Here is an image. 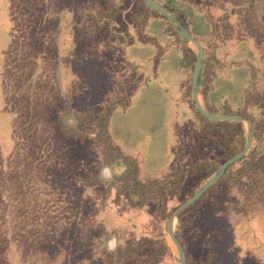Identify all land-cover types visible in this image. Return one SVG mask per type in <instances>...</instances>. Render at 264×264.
I'll return each instance as SVG.
<instances>
[{"label":"trees","instance_id":"16d2710c","mask_svg":"<svg viewBox=\"0 0 264 264\" xmlns=\"http://www.w3.org/2000/svg\"><path fill=\"white\" fill-rule=\"evenodd\" d=\"M156 1L171 10L187 31L189 25L200 22L209 27L205 34L193 35L206 52L197 75L202 100L210 89L211 76L222 65L220 58L225 56L226 43L233 33L235 46L242 41L252 48L251 60H246L249 80L240 104L231 112L252 122L250 146L177 214L174 234L184 252L185 264H256L250 251L237 248L235 219L251 218L258 206H264V0ZM148 9L165 18L142 0H0V72L8 74L29 65L24 71L30 70L31 74L34 67V75L39 72L56 85L49 126L53 141L69 149L56 147L48 154L70 159L79 154L83 159L80 164L53 168L62 171L56 177L61 191L77 194L74 202L84 206L77 215L69 211L74 218L69 212H60L43 223L37 221L34 231H27L28 225L16 218L19 210L6 209L0 201V264H156L168 254L173 255L159 223L198 189L219 163L242 147L244 129L240 121L206 118L188 96L206 143L205 159L191 154L186 159L174 156L167 171L145 174L137 158L126 155L107 133L109 112L127 103L124 92L133 79L124 80L122 72L112 68L114 64L103 60L100 65L105 70L112 69L108 71L110 86L97 104L80 106L73 104L62 86L57 85V75L44 72L45 63H54L60 77L63 58L73 52L80 39L93 41L98 35L127 37V28L120 26L124 18L139 30ZM167 28L182 39L180 63L189 67L190 81L194 53L168 21ZM223 107L232 110L226 103ZM44 114L45 111L37 112L42 118ZM220 120L226 123L220 124ZM190 175L194 179L185 187ZM24 235L28 245H36L31 253L24 247ZM109 238L114 240L112 248L108 246ZM77 239L81 241L78 247ZM175 261L177 264L176 257Z\"/></svg>","mask_w":264,"mask_h":264},{"label":"rangeland","instance_id":"374dc122","mask_svg":"<svg viewBox=\"0 0 264 264\" xmlns=\"http://www.w3.org/2000/svg\"><path fill=\"white\" fill-rule=\"evenodd\" d=\"M128 22L124 18L120 23L121 29H128L127 37L98 35L93 41L78 40L73 52L60 64V77L54 63H45L44 72L57 75V85L62 86L73 104L80 106L97 104L109 88L108 71L112 69L105 70L100 65L103 60L114 64L112 68L122 72L124 80L133 79L124 92L127 103L116 105L109 112L107 133L126 155L137 158L141 172L167 171L174 156L186 159L191 154L205 159L206 143L190 108V95L186 94L189 67L180 63L182 39L167 28V20L153 9L146 11V21L139 30ZM208 29L206 22L188 26L189 33L195 36ZM226 51L220 58L222 65L210 78V89L203 95V104L211 112L234 111L249 80L246 60H251L252 48L242 41L235 46L234 32L226 43ZM28 66L8 74L0 72V201L6 209L19 210L16 218L28 225L27 231H34V223H43L60 212L82 213L84 206L74 202L78 195L61 191L56 177L62 171L53 166L80 164L83 159L79 154L71 159L48 154L56 147L69 149L64 143L53 141L49 126L56 85L39 72L34 75V67L31 74L30 70L24 71ZM224 103L232 110L223 107ZM38 111H45L43 118L37 115ZM219 123L225 124L226 120ZM193 179L192 175L186 178L184 186L188 187ZM258 204L261 206L263 199ZM23 207H28L26 212L21 211ZM74 214L69 215L74 218ZM241 221L235 219L238 250L250 251L256 264H264V206H258L251 218L247 216ZM163 222L159 227L164 239ZM26 239L24 235V247L31 253L36 245H28ZM76 243L78 247L81 241L77 239ZM112 245L114 240L109 238L108 246ZM169 251L174 256L168 254L156 264H175L176 255Z\"/></svg>","mask_w":264,"mask_h":264},{"label":"water","instance_id":"95a60500","mask_svg":"<svg viewBox=\"0 0 264 264\" xmlns=\"http://www.w3.org/2000/svg\"><path fill=\"white\" fill-rule=\"evenodd\" d=\"M143 2L152 8L159 10L167 19L168 23L171 25L174 31L181 34L186 42V45L191 49L194 53V61L192 64V69L190 73V97L192 99V104L194 108L199 111L203 116L209 119H233L241 122L242 127L244 129V143L242 147L236 151L231 156L224 159L221 163H219L211 175L206 179V181L196 189L190 196L185 198L183 201L178 203L166 216L162 225V231L165 239L166 246L176 255L178 264H185V255L180 246L179 241L175 237L174 234V225L177 220V214L191 204L195 199H197L202 192L208 188L223 172L225 167L230 163L234 162L238 158H240L244 152L249 148L251 143V137L254 130V126L252 122L241 115L234 113H217L211 112L207 110L201 100L199 91L197 89V75L199 71V66L202 58L205 55L204 49L202 45L198 42V40L191 35L177 20L175 15L171 10L167 7L161 5L156 0H143Z\"/></svg>","mask_w":264,"mask_h":264},{"label":"clouds","instance_id":"9594fccd","mask_svg":"<svg viewBox=\"0 0 264 264\" xmlns=\"http://www.w3.org/2000/svg\"><path fill=\"white\" fill-rule=\"evenodd\" d=\"M104 172L107 173V172H108V169L105 168V169H104ZM109 178H110V177H109ZM112 247H114V245H112Z\"/></svg>","mask_w":264,"mask_h":264},{"label":"crops","instance_id":"0c3cea01","mask_svg":"<svg viewBox=\"0 0 264 264\" xmlns=\"http://www.w3.org/2000/svg\"><path fill=\"white\" fill-rule=\"evenodd\" d=\"M203 49H204V48H203ZM204 52H205V50H204ZM205 55H206V52H205ZM205 55H204V57H205ZM204 57H203V58H204ZM199 94H200V93H199ZM200 97H201V95H200ZM201 100H202V98H201Z\"/></svg>","mask_w":264,"mask_h":264}]
</instances>
